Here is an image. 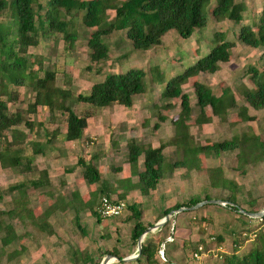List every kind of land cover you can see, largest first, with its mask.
Wrapping results in <instances>:
<instances>
[{
  "label": "trees",
  "instance_id": "obj_1",
  "mask_svg": "<svg viewBox=\"0 0 264 264\" xmlns=\"http://www.w3.org/2000/svg\"><path fill=\"white\" fill-rule=\"evenodd\" d=\"M210 0H47L45 3L40 0H0V13L8 11V22L0 21V141L6 136L5 132L12 126L22 122L19 113L10 112L11 102L18 101L20 94L11 85L22 86L28 77L34 73V98L29 101V111L35 112L40 105L48 106L49 113L53 116L56 104L60 107L62 115L61 121L65 124V132L62 135L65 139L81 138L84 128L87 126L90 112L80 114L68 101L73 93L70 87H55L54 80L57 70L44 69V58L41 54H30L29 47L38 44L41 38L57 34L62 35V39L67 46L79 38V16L86 27L90 29V36L87 39L89 56L92 61H98L106 57L109 49L104 41L105 35L114 31L125 32L128 40L135 48H148L161 43V39L170 29H177L181 36L191 37L196 28L207 23L204 6ZM246 0H215L210 5L211 13L218 20L230 19L235 22L244 20L243 12L246 8ZM113 10V14L106 19L108 12ZM258 18L253 22L243 21L237 33V39L252 45L261 46V58L264 60V3L257 14ZM222 30H216L215 43L202 56L197 58L192 64L185 66L180 72L170 75L165 81L162 96L180 97L181 110L171 118L175 127L172 137L173 143L177 146L179 157L172 163L174 166H186L193 170L196 166L195 160L200 150L211 149L215 153L221 150L237 151L236 157H241L248 162L264 160V137L260 133L244 131L241 134L232 136L229 139L216 140L212 143L200 145L193 140L190 124L187 121L193 110L189 93L182 88V82L192 76H197L202 72H215L221 66V61L231 60V48L235 45L233 40H225L222 37ZM59 37V36H58ZM30 55L33 57H30ZM38 70L40 73H38ZM42 71V73H41ZM146 70L143 66H131L125 71H111L103 74L92 83L89 93H79L76 99L80 102L90 103L92 107H100L112 102L131 106L134 96L145 90L144 75ZM252 80L256 84L255 88H244L247 101L255 108L264 109V70L259 72L255 69ZM193 88L197 94L196 106L205 111L211 109V113L219 116L224 122L235 125L236 121L229 120V112L233 108H239V115L243 120L254 119V115L249 113V106L246 103L238 104L236 95L228 91L216 92L206 82L193 81ZM211 113L195 122L205 123L210 121ZM158 120H165V115L158 113ZM53 118V117H52ZM27 125H31L25 120ZM34 123V122H33ZM160 123L156 122L155 127ZM31 127V126H30ZM7 129V130H6ZM46 137L50 135L46 131ZM57 134L49 136L46 143L53 144ZM42 139L36 138L26 141L25 138L3 140L0 144V163L2 166L12 167L20 172L32 170L34 156L41 152ZM126 160L133 162L143 154L144 168L139 171L138 186L142 193L154 190L161 178L166 173V163L161 144L159 147L147 145L142 140L133 137L128 140ZM30 151L22 153L23 148ZM95 156V155H94ZM89 161L78 158V164L83 167V174L87 182L96 183L101 178L100 170L93 164V158ZM207 171L211 179L212 186L227 187V178L224 176V168L221 165L208 166ZM46 179V180H45ZM29 183L32 188H40L41 185L48 184V173L41 170L38 177L25 180L11 188L19 189L21 197L17 201V210L10 211L24 219L28 215L30 221L44 231L43 217L40 221L35 220L33 208L28 205L26 192ZM232 190L233 181L229 184ZM109 196V195H108ZM209 198L206 195L205 199ZM119 199V198H118ZM225 199L231 203L239 204L237 198L231 192ZM121 200V199H119ZM201 199L195 197L188 201L178 202L165 209L160 219L167 216L171 210L180 206H193ZM240 205V204H239ZM127 208L131 211L130 219H134L131 230V237L134 243L138 242L139 235L151 223H144L143 209L138 202L127 203ZM231 209L240 213L242 218L249 222L256 219L254 224H248L247 228L251 232L257 231V236L253 239V244L243 255L237 253L241 243L235 239V246L231 254H226L222 258V264H264V225L263 217H253L247 213L240 212V208L250 211H257L260 208L246 207L240 205H227ZM261 210V209H260ZM97 216L100 213L95 211ZM30 215V216H29ZM170 221H166L156 230L159 231L168 226ZM77 225L82 230L81 224ZM3 230L1 235L2 243L9 245L16 240L17 234L12 223H5L0 226ZM243 230V231H244ZM51 232V230H49ZM173 233V231H172ZM171 233V234H172ZM155 238L146 237L143 241L142 252L136 260L144 261V264H155V257L158 254L159 243ZM220 241V237H219ZM187 244V240L184 245ZM206 245V240L199 239L196 245L189 251L191 253L199 245ZM19 252V251H17ZM115 256L121 255L111 251ZM102 256L95 261L99 264ZM90 261L91 258L89 259Z\"/></svg>",
  "mask_w": 264,
  "mask_h": 264
},
{
  "label": "rangeland",
  "instance_id": "obj_2",
  "mask_svg": "<svg viewBox=\"0 0 264 264\" xmlns=\"http://www.w3.org/2000/svg\"><path fill=\"white\" fill-rule=\"evenodd\" d=\"M40 1L45 3L47 0ZM212 1L213 0H210L204 6L207 23L202 27L196 28L191 37L181 36L177 29L173 28L163 36L160 44L148 48H135L132 43L127 40L128 38L125 32L116 30L104 37V41L109 47L106 57L94 62L89 56V48L87 45V39L91 34L90 29L84 25L81 16H79L80 21L77 27L80 34L79 38H77L72 45L67 46L61 34H53L41 38L39 45L36 44L34 47H29V51L30 54H41L45 57L44 69L58 71L54 80V86L58 88L70 87L73 95L68 101L80 114L86 112L93 113L90 117L98 114L105 105L94 108L90 103L80 102L75 98L78 92L84 94L89 93L91 84L107 72H120L127 70L131 66H143L146 70V74L144 75L145 90L134 96V102L131 106L122 105L130 110H132L134 106H136V108L141 107V112H134L135 118L139 121L138 126L146 125L145 121L151 117L154 119H151L149 123L153 128H155V123L159 122V127H156V129L160 132L159 136L161 140L164 141L174 134L175 127L171 123V118L175 117L181 110L180 97L162 96L165 81L170 75L180 72L185 66L192 64L197 58L207 52L215 43V40H217L214 38L216 30H222V37L225 40L235 41V45L231 48V60L228 62L221 61L220 68L215 72H202L197 76L186 79L181 84L183 90L189 93L190 101L193 105L191 114L187 116L193 140L203 145L224 138L229 139L244 131L260 133L264 137V109L255 108L249 104L244 93L245 87L252 89L256 87V84L251 78L254 70L257 69L259 72H263L264 70V60L261 58L260 53L261 46H252L237 39V33L241 23L244 20L246 22L256 21L258 18V10L263 2L262 0H246V8L243 12L244 20L238 23L230 19L224 18L218 20L214 17L210 10ZM112 14L113 13L109 11L106 19ZM8 16L7 10L1 12L0 21L9 23ZM30 57L32 56L30 55ZM38 73H40L39 70ZM33 75L34 73L28 77L26 83L22 86L11 85V87L20 94L18 101L11 102L10 112L19 113L21 115L22 122L15 126V130L18 131L19 135L18 139L21 140H23L22 134L24 132L27 133L28 131L35 130L33 133L31 132L32 136L35 134L39 136L40 134L43 135V132L45 134L46 131H50L49 127L44 123L49 119L54 122H60L62 119L60 113L61 109L58 104L55 106L56 109L53 116L50 115L48 106L44 105H40L35 112L29 111V101L34 98V89L32 88L34 83ZM194 80L203 83L206 82L216 92L225 90L228 91V94L234 93L239 105L246 103L249 106V113L254 115V119H241L239 108H233L229 112L228 119L236 121L237 124L229 125L219 116L212 115L210 108L201 111L196 106L197 94L192 84ZM159 112L165 114L166 121L157 119ZM210 113V121H206L205 123L195 122L196 119L205 117ZM90 117H88V119ZM25 120H28L31 125H27ZM38 121H41L40 124L43 125L42 127L38 126L35 128ZM140 122H142V124ZM150 130L152 131L151 135L154 136L155 129L152 130L151 128ZM6 132L10 131L7 130ZM6 139L7 136L0 141V144ZM42 141H44V139H42ZM115 143L117 144L118 141L116 142L115 140ZM29 151L30 147H24L22 153L24 154ZM236 153V150L230 152L221 150L216 157L214 156L213 150L205 149L200 150L199 155L201 159L198 158L195 160L196 165L206 166V164H208L210 166H223L226 175H228L227 177L236 183L232 190H226L220 185L212 186L208 172H206V174L203 173L205 176L201 180L203 177L202 173H198L197 169H193L194 173L196 172L194 183L196 184L198 182L199 184H197L198 186L192 184L189 187V192L188 186L183 189L182 193L179 191V199H186L188 197L189 201L190 198L194 196L197 199H201L200 202H202L211 198H226L232 192L240 205L263 209L264 160L248 162L241 157H235L237 155ZM177 157H179L177 149L172 157H166V163L169 165L167 166L169 169L165 178H170V166ZM202 158L204 160H202ZM82 160L84 159L82 158ZM113 161L119 164L122 163L118 160ZM107 167L109 168L108 165ZM34 170L33 168L32 170L20 172L12 167L2 166L0 163V226H3L5 223H12L18 234V238L9 245H4L2 239H0V264H95L99 256L103 257L105 254L111 253V251L119 253L120 250L116 246L117 244L121 248H123L122 242L129 244L127 248H129L130 245H132V247L136 245V242L134 243L132 239L131 241H125L123 235L122 238L120 235H118V237H115V235H113V237H103L101 234H96L94 236L97 240L93 241L87 237V233L84 234L80 227L75 225L74 216L72 218L66 216L59 220L56 225L52 226V233L48 234L35 226L30 221V217L25 216L24 219H22L15 213L11 215L10 211L17 210V201L21 197L20 190L16 188L12 189L11 187L18 183H24L25 180L31 178V173L34 172ZM38 175V172H36V176ZM28 190L29 191L26 192L28 205H33L34 208H32L34 210L35 207H37L36 205L39 204V199L41 200L43 197L41 196L43 191H39V188H31V190ZM175 194L176 192H171V196ZM206 195H208L209 198L205 199ZM109 196L118 198L111 193H109ZM224 201L227 200L224 199ZM167 202L169 205L170 202ZM159 212H161L162 215L164 214L163 210H159ZM40 213L41 212H39V214ZM129 214L131 215V211L127 208L121 217L126 216L127 218ZM183 215L188 216V219L183 221L185 222V228L193 232L191 238L188 234L186 237L188 238L187 244L184 245V249L181 245L173 252H170L171 247L179 245V241L172 242L165 238L163 242L159 243V249L165 244L169 261H162L159 257L161 261L159 264H190V260L187 257L189 251L196 245L198 239L207 241L210 234L216 235L218 240L220 237V242L223 244V247H226L224 250L229 253H232L234 249L232 241L233 236V240L237 239L239 243H241L240 247L237 249L239 255H243L253 244L252 237L243 234V230L247 228L248 224H254L257 220L254 219L249 222L246 220L245 223V218H242L240 213L227 207L224 203L207 202L195 210L185 209L184 211H180L179 215H177V213L175 214L176 220L173 215L169 225L172 224L174 220V223L176 221V226H178ZM193 215H195L196 218H193ZM121 217L117 218L114 216L107 219L95 218L93 220V225L96 227L97 225H108L112 220L121 221ZM34 218L39 222L40 219H42V214L36 215ZM129 220V225L133 224L134 219L131 220L129 218ZM143 220L146 221L147 219L143 217ZM203 221L206 227L202 226L201 222ZM199 228H201L202 232ZM195 229H199L197 230L198 233ZM161 232L163 235H167L169 233V228L167 227ZM233 232L234 235H232ZM2 234L3 230L0 227V238ZM202 236H204V238ZM210 246L214 247L215 244L212 243ZM137 253L138 250H135L131 256H135ZM90 258L92 261L89 260ZM114 261V264H138V260L136 259L135 261L124 260V262H116L117 260L114 259ZM203 262L204 264H222V258L214 257L209 253L204 255ZM139 264H142V261H140Z\"/></svg>",
  "mask_w": 264,
  "mask_h": 264
},
{
  "label": "crops",
  "instance_id": "obj_3",
  "mask_svg": "<svg viewBox=\"0 0 264 264\" xmlns=\"http://www.w3.org/2000/svg\"><path fill=\"white\" fill-rule=\"evenodd\" d=\"M262 2L264 3V0H262ZM110 11L113 13V10ZM139 111L140 112L142 111L141 107L136 108V106H134L132 110H130L123 107V105L119 103L118 104L112 103L109 105H105L101 109V111H99L98 114L87 119V126L84 128L85 130L82 137L75 139H65L63 137L62 132H65L66 130L63 121L54 122L49 119L48 120L49 122L47 121L44 123H46V125L50 129V131L48 130L50 132L49 136L53 135L54 133L57 134L56 135L57 138L52 140L53 144H49V143L44 144L46 143L45 140L47 141V139L49 138V136L46 137L47 134L46 132L45 134L43 132V135L40 134L38 136V134L37 135L35 134L32 136L31 132L33 133L35 131L32 129L33 131H28L27 133L24 132L22 134V138L23 139L25 138V140H28L29 142L36 138L44 139L43 143L41 144L42 146L41 152L37 153L34 156V160L36 157L38 158H36V160L35 161L33 160L32 162V166L35 170L34 172L31 173L32 174L31 178H35L36 172L40 174L41 170H45L48 173L49 183L41 185L39 188V191H43L44 193V194L41 193V196H43L42 197L43 200L39 199V204L36 205L37 207H35V209L33 210V214H34L33 216L42 214V217L44 218L43 222L45 223L44 232L48 234L52 233L53 231L52 226L56 225V223L59 222V220H61L66 216H68V218H72L74 216L75 225H77V221L80 224L82 223V225L84 222L81 231L84 232V234L87 233V237H89V239L93 241L97 240L96 237L94 236L96 234H101L103 235V237L106 236L113 237V235H115V237H118V235L122 237L123 235L125 241L128 240L131 241L132 239L131 225L133 226V224L129 225L130 214L128 215L127 218L126 216H122V217L118 216L117 218L120 217L122 218L121 221L112 220L108 223V225L106 224L97 225V227L93 225L94 224L93 220L95 218L96 219L110 218V217H103L101 214L99 216L95 214V211L97 213L99 212L98 207L100 205L101 202L100 198L102 195L104 194L109 195V193H111L117 196L119 199L125 200L128 204L134 203V201L138 202L143 209V217L147 219L146 221L143 220L144 223L146 224L151 223L152 225L157 221L161 220L160 217L162 216V214L161 212H159V210L165 211V209L169 208L170 206H173L178 202H184L188 200V197L186 199L185 198L179 199L178 194L179 191L182 193L183 189L187 186L189 192V187L192 184L193 185L199 184L198 182L196 184L194 183L196 172L194 173L193 170H189L188 167L186 166L180 167L171 164L170 166L171 172L169 175L170 178H165L169 169V167H167L169 165L166 163V157L169 156L172 157V155L175 154L177 147L172 141L173 135L170 136L168 139L162 141L161 137L159 136L160 132L158 131V129H156V127L153 128L149 123L152 117L148 118V120L145 121L146 125L138 126L139 121L135 118L134 112L137 113ZM40 123L41 121H38L35 128H37L38 126L42 127L43 124L41 125ZM140 123L142 124V122ZM15 126H17V124L12 126L10 129H8L10 132H6L7 140H12L14 138L18 139L19 135H18V131L15 130L16 129ZM151 128L152 130L155 129L154 136L151 135L152 134V131L150 130ZM133 137L142 140L147 145L151 144L153 147H159L161 144L165 145V147L162 149V153L164 155V163H166V173L164 177L160 179L156 189L152 191L150 190L148 193H142L138 186L139 171L144 168L143 154L139 155L138 159L133 162H128L126 160L128 140ZM115 140L116 142L118 141L117 144L115 143ZM226 152H230V151H226ZM199 153L197 155V159L198 158L201 159ZM218 154L219 152L218 153L214 152V156L217 157ZM92 156H94L92 162L94 165H96V167L99 168L101 178L96 183L90 184L89 182H87V180L84 177L83 167L78 164V158L82 157L87 162L91 159ZM113 160H118L121 161L122 163L121 164L115 163ZM202 160L204 159L202 158ZM107 165L109 166V168L107 167ZM208 166L210 165L206 164V166H204L198 164L194 166L196 167L194 169H197L198 173L199 172L202 173L203 177L201 178V180L205 176L203 173L206 174V172H208L207 171ZM224 176L225 178L228 179L227 180L228 184L226 188H224L223 186L222 188L229 190V186H230L229 184L231 183L232 179H229V177H227L228 175H226L225 171H224ZM31 178H28L27 180ZM26 186L28 187V189L31 190L32 187L29 183H26ZM28 189L27 191H29ZM171 192H176V194L174 196H171ZM167 201L170 202L169 205L167 204L168 203ZM235 205L238 207L240 206L239 204H235ZM39 212L41 213L39 214ZM179 213L180 211L177 213V215H179ZM171 217H173V215L170 216V219H172ZM174 217L176 220L175 215ZM182 217L183 218L181 222L178 224V226H176V221L174 223V220L172 224L170 225L168 224L167 227L169 228V233L167 235L162 234L161 231L163 229L159 231L157 230L149 231L143 235L144 236L143 241L145 240L146 237H152L155 238L158 242H160L161 238L168 239L169 235H172L173 239L171 241L172 242L179 241V245L177 246L174 245L173 247H171L170 252H173L181 245L182 248L184 249V242L188 239L186 238L187 235L189 234L191 238V234L193 232L190 229L187 230L184 225L185 222L183 220L188 219L187 218L188 216L183 215ZM193 218H196V216L193 215ZM170 219L168 221H170ZM204 223H205L204 221L201 222L202 226L206 227ZM172 228H173V233L171 234ZM201 228L199 229L202 232ZM199 229H195V231L197 232V230ZM49 230H51V232H49ZM232 235H234V232ZM202 237L204 238V236ZM17 238H18V234H17ZM233 239L234 236L232 238V241H233V246H235L236 244ZM220 241L218 240L219 244L222 247L224 255L231 254L226 250H224V248L226 247L225 246L223 247V244ZM128 245L129 244L123 242H122L123 248L119 247L118 244L116 245L120 250L119 254L121 255V258L129 257L132 255V253L135 252V250H138V242L134 247L130 245L129 248H127ZM159 256L160 255L158 251V254L155 257L156 259L155 264H159L161 262L159 260L160 259ZM121 258L119 260L115 259L117 260L116 262H124V260H121ZM135 259H131L129 261H135ZM165 261H169L167 254ZM114 263H115L114 259H111L106 264H114ZM139 263L140 261H138V264ZM142 264H144L143 260H142ZM190 264H191V260H190Z\"/></svg>",
  "mask_w": 264,
  "mask_h": 264
},
{
  "label": "built area",
  "instance_id": "obj_4",
  "mask_svg": "<svg viewBox=\"0 0 264 264\" xmlns=\"http://www.w3.org/2000/svg\"><path fill=\"white\" fill-rule=\"evenodd\" d=\"M100 205L98 210L103 217H111V216H121L127 210V202L125 200L115 199V197H111L108 195H102L100 198ZM227 206V205H226ZM262 230H264V225L262 226ZM173 231V228H172ZM172 233V232H171ZM243 234L251 236L255 238L258 234L257 231L251 232L248 230H244ZM173 239L172 235H169L168 240L171 241ZM206 245H199L198 248L191 253V264H204L203 257L205 254H209L214 257H224V253L221 245L217 240V236L214 234H210L209 239H207ZM215 244L214 247H211L210 244ZM159 257L162 260H166V246L163 244L162 248L159 249ZM211 257V256H210Z\"/></svg>",
  "mask_w": 264,
  "mask_h": 264
},
{
  "label": "water",
  "instance_id": "obj_5",
  "mask_svg": "<svg viewBox=\"0 0 264 264\" xmlns=\"http://www.w3.org/2000/svg\"><path fill=\"white\" fill-rule=\"evenodd\" d=\"M207 202H214V203H224V205H235L234 203H230L229 201H224V199H221V198H211V199H206L205 201H202V202H198L197 204L193 205V206H180L176 209H173L171 210V212L166 216L164 217L163 219L157 221L156 223H154L152 226L151 225H148L144 231L139 235V239H138V253L135 255V256H129V257H124V258H121V260H131V259H135V257L139 256L142 252V246H143V238H144V234L146 232H149V231H154L156 230L158 227L162 226L166 221H168L170 219V216L171 215H175L176 213H178L179 211H183L185 209H188V210H195L197 208H199L200 206L206 204ZM236 206V205H235ZM240 212H244V213H247L248 215L250 216H253V217H263L264 216V208L263 209H259L257 211H250V210H247L245 208H240L239 210ZM111 259H117L119 260L120 258L115 256V254L113 253H107L105 256H103V258L101 259V261L99 262V264H106L108 263Z\"/></svg>",
  "mask_w": 264,
  "mask_h": 264
}]
</instances>
